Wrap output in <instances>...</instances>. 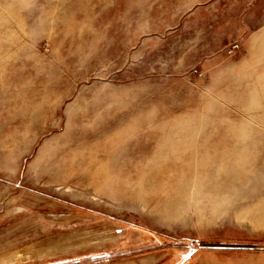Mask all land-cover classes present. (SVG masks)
<instances>
[{"label":"rangeland","instance_id":"1","mask_svg":"<svg viewBox=\"0 0 264 264\" xmlns=\"http://www.w3.org/2000/svg\"><path fill=\"white\" fill-rule=\"evenodd\" d=\"M264 264V0H0V264Z\"/></svg>","mask_w":264,"mask_h":264},{"label":"crops","instance_id":"2","mask_svg":"<svg viewBox=\"0 0 264 264\" xmlns=\"http://www.w3.org/2000/svg\"><path fill=\"white\" fill-rule=\"evenodd\" d=\"M188 262H190V258L189 259L187 258V260H183L181 257L176 262H174V264H187Z\"/></svg>","mask_w":264,"mask_h":264}]
</instances>
